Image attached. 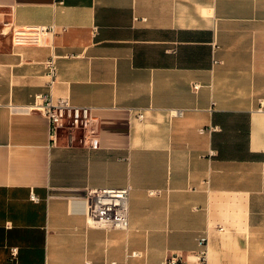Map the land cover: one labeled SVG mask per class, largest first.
<instances>
[{"label": "crops", "instance_id": "obj_1", "mask_svg": "<svg viewBox=\"0 0 264 264\" xmlns=\"http://www.w3.org/2000/svg\"><path fill=\"white\" fill-rule=\"evenodd\" d=\"M38 92L95 147L52 144ZM123 186L127 228L92 224L85 189ZM204 234L205 264H264V0H0V264H196Z\"/></svg>", "mask_w": 264, "mask_h": 264}, {"label": "built area", "instance_id": "obj_2", "mask_svg": "<svg viewBox=\"0 0 264 264\" xmlns=\"http://www.w3.org/2000/svg\"><path fill=\"white\" fill-rule=\"evenodd\" d=\"M36 33H43V27H36ZM27 33L15 32L14 43H21L30 39ZM48 86L56 81V66L53 57L45 61ZM196 87V85H195ZM27 110H35L45 116L49 125V137L51 143L56 142V136L61 130H65L70 139L73 130L78 131L80 143L87 148H94L98 136V118L92 114L88 106L72 105L66 97L54 98L49 92L34 94L31 104L25 106ZM139 117L142 114L138 115ZM212 129V127H209ZM200 132L204 129L200 128ZM128 195L129 186L123 187H91L84 191L81 198L85 214L90 222L97 226L115 229H126L128 226ZM33 200L37 198L30 194ZM221 229V227H219ZM197 250L194 253L196 264H205L207 255V236L201 235L197 239ZM16 248L11 249L14 255ZM135 255V253H133ZM110 264H115L111 262ZM162 264H187L177 253L166 257Z\"/></svg>", "mask_w": 264, "mask_h": 264}]
</instances>
